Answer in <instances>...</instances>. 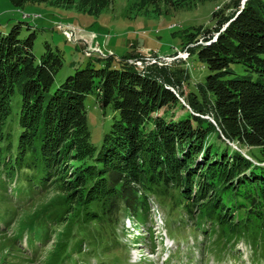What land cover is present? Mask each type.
Returning <instances> with one entry per match:
<instances>
[{"label":"trees","instance_id":"1","mask_svg":"<svg viewBox=\"0 0 264 264\" xmlns=\"http://www.w3.org/2000/svg\"><path fill=\"white\" fill-rule=\"evenodd\" d=\"M9 1L18 9L75 2ZM81 1L93 15L112 2ZM202 1L147 0L156 13L161 4L178 8ZM232 2V12L214 10L212 28H196L181 43L182 49L194 43L189 55L208 69L198 93L183 92L186 69L139 68L129 60L141 54L132 53L88 54L84 67L51 90L62 50L44 42L37 58L35 33L21 36L23 24L32 28L27 22L0 30V201L21 208L35 195L57 192L16 239L27 230L32 246L63 225L54 257L65 264L73 254L87 255L88 247L95 252L122 213L144 222L153 200L164 199L186 210L197 228L207 223L203 233L216 232L223 248L243 239L264 259V0ZM231 64L248 74H235ZM91 93L115 113L96 156L84 105ZM14 96L18 110L11 117ZM176 106L193 113L175 117L170 109ZM7 221L0 214V232Z\"/></svg>","mask_w":264,"mask_h":264},{"label":"rangeland","instance_id":"2","mask_svg":"<svg viewBox=\"0 0 264 264\" xmlns=\"http://www.w3.org/2000/svg\"><path fill=\"white\" fill-rule=\"evenodd\" d=\"M232 1L205 0L178 8L161 4L160 12L156 13L147 0H112L93 15L86 14L90 6L81 0L70 5L28 3L20 9L13 7L9 0H0V30L8 32L11 24L27 22L32 28L28 29L23 24L21 36L35 33L33 52L37 58L44 50V42L62 50L63 63L55 75L53 90L75 68L85 66L88 53L93 56H122L137 51L138 47L141 55H170L188 40L189 32H196V28H212L214 10H222L225 14L232 12ZM244 2L240 0L239 5ZM66 24L75 27L69 36L64 28H60ZM185 59L172 61L166 66L186 69L182 90L184 93H198L197 84L204 81L208 69L195 55ZM231 68L235 74H248L241 64H231ZM251 76L255 78L254 74ZM84 105L96 156L115 113L110 106L101 108L94 93L86 96ZM17 110L18 97L14 96L10 116L14 117ZM170 110L175 117L186 115L187 110L193 113L189 108L178 106ZM205 116L208 115L201 117ZM56 195L53 190L35 195L31 204L25 203L21 208L0 201V214H4L10 224L3 226L0 232V264H61L55 262L54 256L62 241L63 225L51 228L49 240L42 243L35 240L32 246L26 242L27 230L22 233L20 241L15 238L18 231L32 225L35 214ZM153 201L152 212L144 222H136L127 213H122L115 226L106 227L105 238L95 252L88 247L87 255L76 259L77 255L73 254L70 257L73 261H65V264H80L81 261L85 264H264L262 256L253 252L243 239L231 240L223 248L225 242L217 241L216 232L209 236L203 233L208 229L207 223H201L197 228V220L194 222L183 208H175L164 199Z\"/></svg>","mask_w":264,"mask_h":264},{"label":"built area","instance_id":"3","mask_svg":"<svg viewBox=\"0 0 264 264\" xmlns=\"http://www.w3.org/2000/svg\"><path fill=\"white\" fill-rule=\"evenodd\" d=\"M60 28L61 29L64 28V32L68 36L72 34L75 30L74 26H70L67 24L60 25ZM190 46H192V44L186 45L183 49H175L173 53H171L170 55H166V56L158 57L156 55H141L139 58L130 59L129 61L135 64L139 68H142L143 65H151V64L166 65L167 63H170L172 61H180V59H185L186 57L188 58L189 56L188 47Z\"/></svg>","mask_w":264,"mask_h":264},{"label":"crops","instance_id":"4","mask_svg":"<svg viewBox=\"0 0 264 264\" xmlns=\"http://www.w3.org/2000/svg\"><path fill=\"white\" fill-rule=\"evenodd\" d=\"M139 48L137 47V51L136 50H133L132 51V54H138V53H140L139 51H141V50H138Z\"/></svg>","mask_w":264,"mask_h":264},{"label":"bare ground","instance_id":"5","mask_svg":"<svg viewBox=\"0 0 264 264\" xmlns=\"http://www.w3.org/2000/svg\"><path fill=\"white\" fill-rule=\"evenodd\" d=\"M206 118H208V116H205Z\"/></svg>","mask_w":264,"mask_h":264}]
</instances>
